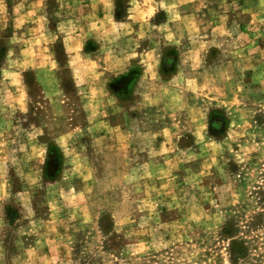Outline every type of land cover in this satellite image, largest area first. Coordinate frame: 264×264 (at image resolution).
<instances>
[{
    "label": "rangeland",
    "instance_id": "obj_1",
    "mask_svg": "<svg viewBox=\"0 0 264 264\" xmlns=\"http://www.w3.org/2000/svg\"><path fill=\"white\" fill-rule=\"evenodd\" d=\"M150 3L0 0V146L18 149L16 163L0 152V245L13 264L264 261L259 0H175L179 20ZM145 19L163 31L146 32ZM119 21L131 31L113 47L138 44L142 56L117 78L82 44L95 52L86 37L111 39ZM177 32L181 59L196 72L231 67L227 81L192 77L182 92L163 80L141 95L140 77H157L152 49L165 77L179 67ZM225 177L237 181L218 215Z\"/></svg>",
    "mask_w": 264,
    "mask_h": 264
},
{
    "label": "clouds",
    "instance_id": "obj_2",
    "mask_svg": "<svg viewBox=\"0 0 264 264\" xmlns=\"http://www.w3.org/2000/svg\"><path fill=\"white\" fill-rule=\"evenodd\" d=\"M140 7H144L145 5H139ZM153 9V14H155L156 11H164L171 15L174 19L179 20L180 15L177 11V4L175 3V0H151V3L148 5ZM259 9L261 12H264V0H259ZM187 19V18H185ZM116 28L120 29L118 33H115L111 36V39H108L107 36L104 37V40L101 41V39L98 36L95 35H89L86 37L85 42L87 39H92L97 45L98 48L93 53H83V44H82V54L86 55L89 59H95L96 62L99 64L104 56H108L110 60L109 65V71H115V75L117 78L127 75L130 70L137 67L139 65V57L142 56V53L136 52V47H139L137 44L136 47L126 46V47H119L118 45L116 47H113V45H116V41L121 36H126L128 32L131 31L130 26L127 24L126 21H119L114 22ZM145 30L146 32H151L153 28H156L157 31H163L158 25L152 24L150 25L148 23V19H145ZM215 33L213 34L214 39L213 41H210L209 44L216 43L215 41ZM226 36H230L231 33H225ZM181 39H183V35L179 32H177V39L173 40L171 42V46H173V49L178 53V60L176 61L175 65L179 64V67H175L174 72H171V75L165 77L161 72V61L164 53L162 51H159L157 49H152L153 52L156 53L154 57V69L157 72V77L152 80L149 79L147 76L142 75L140 77L144 91L141 92V95L150 94L153 92H156L157 89L161 86V81L167 80L168 87H172L175 84H178L182 92L188 91V89L184 86V82L186 80H190L192 77L201 78L204 77L207 80L211 81V77L213 75L216 76L217 80H223L227 81L228 79V73L231 71V67L228 69H221L217 71L216 69H208L205 68L204 72H196L188 63L186 60L181 59L180 53H179V46L181 43ZM187 39L193 43V45L199 43L201 40H203V37L199 36L198 33H191L187 36ZM135 43V42H133ZM228 43L227 40H221L219 44H216L217 47H220V44ZM232 43H235L233 41ZM168 47V45H166ZM117 48H119V51L117 52ZM200 67H203L201 65ZM209 91H214L213 88H210ZM160 97L158 96L157 99ZM69 102H71V97L68 98ZM136 105L133 104L129 107L130 112L136 111ZM219 107V106H216ZM202 112L201 116L204 119V121L207 123L210 109H213V106L210 104H205L202 106ZM31 139V137H29ZM15 151H18V149H9L7 145L0 146V152L5 153L4 159H12L13 163H16L15 157L13 156V153ZM237 181V177H231L230 179L225 177V182L222 186L217 187L216 192L218 194L219 203L215 205L217 209V214H220V210L225 208L228 203H231V200L229 197L231 196L232 191L234 190V185ZM8 226L11 227V223L8 222ZM261 252H264V248L261 249ZM12 251L9 249L7 252H5L4 246L0 245V264H13V261L11 259ZM222 264H234V262L227 257L223 260ZM235 264H239V262H235ZM261 264H264V261L261 262Z\"/></svg>",
    "mask_w": 264,
    "mask_h": 264
}]
</instances>
